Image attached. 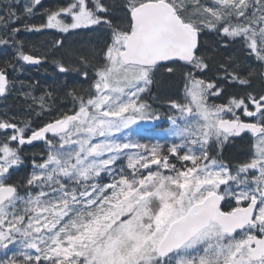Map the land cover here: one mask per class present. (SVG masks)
Returning <instances> with one entry per match:
<instances>
[{
    "label": "snow or ice",
    "instance_id": "1",
    "mask_svg": "<svg viewBox=\"0 0 264 264\" xmlns=\"http://www.w3.org/2000/svg\"><path fill=\"white\" fill-rule=\"evenodd\" d=\"M40 4L0 7V45L15 53L0 67V96L15 88L8 68L47 59L23 50L22 28L103 39L74 67L53 61L78 82L21 92L23 114L0 116V264H264V87L252 88L264 85V0H70L25 23ZM205 32L214 46H202ZM164 63L183 69V95L167 101L165 136L141 142L140 124L160 119L143 95ZM232 85L252 90L225 96ZM57 93L65 106L32 127ZM242 133L246 158L226 162ZM34 142L44 148L14 181Z\"/></svg>",
    "mask_w": 264,
    "mask_h": 264
},
{
    "label": "trees",
    "instance_id": "2",
    "mask_svg": "<svg viewBox=\"0 0 264 264\" xmlns=\"http://www.w3.org/2000/svg\"><path fill=\"white\" fill-rule=\"evenodd\" d=\"M9 2H11L13 5L17 4L15 0H0V7H3ZM44 4L46 8H53L52 6H49L47 4L46 0ZM56 4L58 3L56 2ZM22 6H20L21 9ZM34 20L36 22L40 21L43 23L45 22L46 17H44L43 13H35V16L32 17L30 21H25V23H34ZM52 35L43 33V31L29 32L23 30L22 28L20 33L16 36V39L23 43L24 51L36 53L41 57L46 56L47 59L45 62L50 61L52 56L54 57V60H63L65 65L68 63L72 64L73 67L76 66L78 59L81 55H90L94 49L99 48L103 39L102 35H100L99 32H97L96 35L86 33L78 34L76 35V37H71L70 40H65L63 48H56L53 42L54 38ZM217 39V35L215 33L210 32H205V34L200 37L202 46L205 45V42H207L208 46H214V43ZM238 48L239 44H234L229 49H222L221 51L224 53V55H229L232 54ZM14 55V49L11 46L0 45V67L4 66L5 60L14 59ZM217 59H220V57H217ZM244 63L247 64L248 62L245 61ZM253 66H255L254 63ZM16 67V72H13L11 68H8L9 80H15V88L10 90L8 94V103L6 105V107L9 109L8 112L10 113V116L11 113L13 115H22L23 110L27 107V104H25V97L20 95L21 92H31L33 96L39 97L45 90H52L53 88L59 87L65 80H68L69 83L78 82V77L76 73L69 72L67 74H61L59 72H56L55 68L52 69L48 65H46L45 68L41 67L40 70H37V68L31 69L23 64L19 66L18 63ZM176 67L177 70L172 74L165 73L164 71L166 67H164L158 75V78L160 79L159 82H157L156 80L155 87L156 90L160 93L161 98L163 99L173 97L175 95L173 92H175L177 89L179 91L180 83L182 81V69L179 67V65H177ZM207 75L210 76L213 75V73L209 72ZM43 77H46V79H43ZM21 84H23L24 86L21 87ZM261 87H264V85H261L259 80L254 79L252 81L253 89L259 90ZM228 90L234 93L244 92L245 90L250 91L252 89H246L243 87L232 85L228 86ZM57 96L58 99L55 102H49L53 104L54 111L51 113L45 112V120H43L42 122H45L52 118L55 115V109H59L65 106L62 99L59 98V93H57ZM28 103H32L31 98H28ZM36 110L38 111L39 109L37 108ZM0 116L2 115L0 114ZM35 117L37 116H35V114L33 113L32 119H34ZM160 129L161 128H159L158 131V128L151 127V131L157 133V135L159 136H163L160 134ZM142 137H144V139L141 140V142H154L156 139H159L153 135H143ZM247 151L248 149L244 141H242L241 143L237 142L236 145L229 149L228 156L232 158L233 161H241L242 159H245ZM33 154H37V156H39V153H34L32 151H23L22 153L25 162V167H22L24 174H26L27 170L30 168Z\"/></svg>",
    "mask_w": 264,
    "mask_h": 264
},
{
    "label": "rangeland",
    "instance_id": "3",
    "mask_svg": "<svg viewBox=\"0 0 264 264\" xmlns=\"http://www.w3.org/2000/svg\"><path fill=\"white\" fill-rule=\"evenodd\" d=\"M23 3H25V0H21ZM51 2H53V0L51 1ZM50 2V3H51ZM108 2L110 3L111 2V0H108ZM58 4H59V6H63V4L61 3V2H58ZM55 7H58V5L56 4L55 5ZM47 9H49V8H47ZM38 10H40V7H36L35 9H34V11H38ZM63 34H65V33H58L55 37H54V40H53V42L55 41V40H57V39H60V40H62V41H64V40H68L69 38H68V36L67 35H63ZM56 48H58V47H56ZM21 63H22V61H20ZM160 73H158V72H155V78H157L156 80H157V82H159V79L160 78H158V75H159ZM43 79H46V77L44 78L43 77ZM182 79V81H181V83H180V87H179V91H178V89L175 91V92H173L175 95L173 96V97H170V98H164V100H165V102H163L162 101V99L163 98H161V96H160V93L156 90V89H151V92H147V93H145L144 95H143V100L144 101H146L147 103H149L150 105H152V107H153V104L154 103H156V106L155 107H153L158 113H159V116H160V118H163V119H167L168 118V116L169 115H173L174 113H173V111L167 106V101L169 100V99H180L181 97H182V95H183V86H184V81H183V78H181ZM155 86H156V83H155ZM149 93H151L152 94V96L150 97V95H149ZM157 97V100H156V98H154V97ZM168 120V119H167ZM154 120H150V121H145V123H151V122H153ZM144 122H142L141 124H140V131H139V134L138 135H136V134H134L133 135V139H140V134L141 133H145V126H146V124H145ZM135 127V126H134ZM43 149V148H42ZM40 149H38V148H35L33 151H39Z\"/></svg>",
    "mask_w": 264,
    "mask_h": 264
},
{
    "label": "flooded vegetation",
    "instance_id": "4",
    "mask_svg": "<svg viewBox=\"0 0 264 264\" xmlns=\"http://www.w3.org/2000/svg\"><path fill=\"white\" fill-rule=\"evenodd\" d=\"M242 141H244L246 143V147H247V149H249V146H250V134L243 133L241 135V137H236V138L231 139L229 141V143L225 146V148L223 150V154H228L230 148H232L234 145H236L237 142L241 143ZM212 152H216L215 145L212 146Z\"/></svg>",
    "mask_w": 264,
    "mask_h": 264
}]
</instances>
